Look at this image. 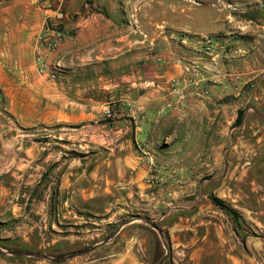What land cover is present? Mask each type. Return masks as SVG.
I'll return each mask as SVG.
<instances>
[{
    "label": "crops",
    "instance_id": "obj_1",
    "mask_svg": "<svg viewBox=\"0 0 264 264\" xmlns=\"http://www.w3.org/2000/svg\"><path fill=\"white\" fill-rule=\"evenodd\" d=\"M90 1H0V221L42 220L52 232L47 245L65 239L62 219L81 218L88 205L144 208L181 198L188 188L193 194V177L202 166L215 169L220 154L225 171L234 148L225 141L239 109L244 121L260 125L255 139L264 134H258L264 128L263 36L227 38L213 61L194 33L129 23L131 6L143 8L140 0H96L106 18L83 19L78 13ZM55 10L64 13L63 27L74 29V36L48 55L50 68L60 65L58 79L50 80L38 72L34 52L36 36ZM194 61L204 66L200 90L207 95L182 88ZM225 70L243 76L213 82ZM107 107L109 119L102 116ZM39 125H45V141L38 138ZM254 170V179H240L237 192L228 184L224 194L232 203H253L246 209L262 233L249 237L247 217L240 219L231 232L245 243L238 257L229 254L228 264H264V165ZM152 173L160 178L154 186L144 181ZM187 175L190 180H183ZM209 183L215 182L201 189ZM36 226L26 227L19 242L39 234ZM252 245L255 261L248 263L245 246Z\"/></svg>",
    "mask_w": 264,
    "mask_h": 264
},
{
    "label": "rangeland",
    "instance_id": "obj_2",
    "mask_svg": "<svg viewBox=\"0 0 264 264\" xmlns=\"http://www.w3.org/2000/svg\"><path fill=\"white\" fill-rule=\"evenodd\" d=\"M86 4L85 10L78 13L83 19L92 18V15L97 19L106 18L102 6L96 0ZM139 4L143 7L141 12L138 6H131L129 23L140 21L148 27L159 23L165 31H176L179 34L187 30L190 35L194 33L195 41L200 42L202 46L204 37L213 36L216 42L215 58L208 55L213 61L219 56V50H225L224 41L227 38L226 41L230 42L240 37L252 39L264 37V0H140ZM94 7L101 8L102 14H96ZM200 66L203 72L202 63ZM224 72L234 73L225 70L213 82L235 80L223 78L221 75ZM246 83H250V80ZM251 86H254L253 83ZM245 121L243 115L239 123L235 120L230 139L226 137V145L234 148L230 157H227L225 171L223 157L220 154L213 159L215 169L202 166L197 176L193 177L197 181L193 194L188 188L181 198L168 196L165 199L167 205L161 203L154 206L150 203L144 208L121 204L112 205L109 210H105L103 204L101 209L88 205L81 218L62 219V236H65V239L61 238V242L55 245H47L52 238V232L49 226L44 227L42 220L30 217L21 221L22 216H16L8 221H0V245H4L2 246L4 249L19 248L60 255L101 241L124 219L146 216L156 220L166 235L170 253L163 264H228L229 254L239 256L238 247L242 246L241 243H245V238L232 234L231 228L236 227L237 223L225 210L213 203L211 196L223 199L236 209L241 216L240 221L244 219L243 217H247V222L244 221L243 225L248 228L246 235L253 238L260 232L255 231L254 221L250 218L252 213L246 209L254 206L253 203L251 205L238 201L232 203L224 194V187L228 184L237 192L240 179L251 181L255 177V165H264V134L263 139L257 141L255 130L260 125ZM44 127L45 125L38 126V138L42 141H45L47 133ZM24 130L30 132L31 129L24 128ZM261 130L258 134L264 132V128ZM211 162H213L212 158ZM177 176L179 177V174L175 179L172 177L170 180L174 183L178 179ZM189 178L187 175L183 180ZM46 179L45 175L40 177V190L45 186ZM210 181H214V185L209 183L210 186L201 189V185ZM243 190L249 192L248 186ZM34 223L38 225L35 229L39 230V234L31 236L30 243H20L22 232ZM186 223L188 225L183 226ZM5 238L11 241L2 240ZM233 244L237 245L234 251L230 250ZM68 247L72 248L67 251L62 250ZM253 248V245L252 248L245 246L244 253L248 263L255 261L256 254ZM164 254L165 248L157 231L148 224L135 220L124 225L108 243L82 255L54 262L36 257L8 256L0 253V264H156Z\"/></svg>",
    "mask_w": 264,
    "mask_h": 264
},
{
    "label": "built area",
    "instance_id": "obj_3",
    "mask_svg": "<svg viewBox=\"0 0 264 264\" xmlns=\"http://www.w3.org/2000/svg\"><path fill=\"white\" fill-rule=\"evenodd\" d=\"M2 1V0H0ZM96 14H102V10L99 7H94ZM65 15L61 10H55L52 15H50L45 23L42 31L36 36L35 43V52H34V61L37 66V70L41 75H44L46 78L50 80H56L59 77V63H55L53 68H50L47 63V57L50 53L56 50L59 46L60 42L64 38L74 36V29H65L63 27V19ZM215 38L213 36H206L203 39V52L207 55L212 56L211 58H215ZM161 61V59H158ZM186 70L190 72L189 76L186 77L182 83V88L189 89L191 94H202L206 95L207 91L200 90V82H201V70L199 61H194L191 64L190 68L186 67ZM226 79H235L238 80L241 77V74L238 72L229 73L224 72L221 75ZM173 84L177 86L175 80ZM177 89V87L175 88ZM102 116L105 119H109L113 116L112 110L110 107L104 109ZM160 180L158 174L152 173L151 175L145 177L144 181L150 185L154 186Z\"/></svg>",
    "mask_w": 264,
    "mask_h": 264
},
{
    "label": "water",
    "instance_id": "obj_4",
    "mask_svg": "<svg viewBox=\"0 0 264 264\" xmlns=\"http://www.w3.org/2000/svg\"><path fill=\"white\" fill-rule=\"evenodd\" d=\"M135 220H139L142 221L146 224H148L150 227H152L153 229H155L161 239V242L165 248V254L161 257V259H159V261L156 264H163L164 261L169 257V253H170V248L166 239V235L163 231V229L157 224L156 220L146 217V216H137V217H131L128 219H124L122 220L110 233L109 235H107L104 239H102L99 242H96L88 247H84L82 249H79L77 251H72L69 253H65V254H60V255H50L46 252H42V251H32V250H28V249H4L1 245H0V253L4 254V255H8V256H28V257H36L39 259H45V260H50V261H60V260H64V259H68L77 255H82L85 254L87 252H90L92 250H95L96 248L108 243L109 241H111L113 239V237L120 231V229L130 223L133 222Z\"/></svg>",
    "mask_w": 264,
    "mask_h": 264
},
{
    "label": "trees",
    "instance_id": "obj_5",
    "mask_svg": "<svg viewBox=\"0 0 264 264\" xmlns=\"http://www.w3.org/2000/svg\"><path fill=\"white\" fill-rule=\"evenodd\" d=\"M242 115H243V110L239 109L238 110V114H237V119L236 122L239 123L242 119ZM211 199L213 201V203L217 206H219L220 208H222L223 210H225L233 219L234 221L239 225L240 222L239 220L241 219L240 214L237 212L236 209H234L233 207H231L230 205H228L223 199L212 195ZM4 241H11V239L9 238H5L2 239ZM15 242V241H14ZM4 246V245H1ZM15 249H19V248H15Z\"/></svg>",
    "mask_w": 264,
    "mask_h": 264
}]
</instances>
